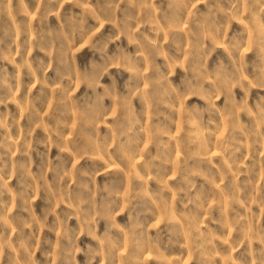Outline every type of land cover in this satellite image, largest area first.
<instances>
[{"label": "rangeland", "instance_id": "1", "mask_svg": "<svg viewBox=\"0 0 264 264\" xmlns=\"http://www.w3.org/2000/svg\"><path fill=\"white\" fill-rule=\"evenodd\" d=\"M0 264H264V0H0Z\"/></svg>", "mask_w": 264, "mask_h": 264}]
</instances>
